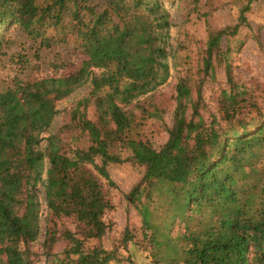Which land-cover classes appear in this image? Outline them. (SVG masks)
Masks as SVG:
<instances>
[{
  "label": "trees",
  "instance_id": "trees-1",
  "mask_svg": "<svg viewBox=\"0 0 264 264\" xmlns=\"http://www.w3.org/2000/svg\"><path fill=\"white\" fill-rule=\"evenodd\" d=\"M236 1L237 24L207 18L202 75L179 77L172 125L156 146L145 124L164 111L156 92L180 49L170 43L176 0H0V57L15 27L45 47L71 35L84 54L73 70L57 73L56 65V73L0 90V264H38L29 245L43 225L45 263L110 264L115 250L84 247L112 227L109 165L127 159L144 166L128 193L142 237L129 228L123 236L132 252L144 253L141 264H264V104L236 79L223 45L249 25L258 0ZM50 28L60 32L49 35ZM215 61L225 63L227 87L206 118L203 86ZM87 84L70 123L44 136L57 102ZM70 130L85 143L71 146ZM62 238L68 245L58 254Z\"/></svg>",
  "mask_w": 264,
  "mask_h": 264
},
{
  "label": "rangeland",
  "instance_id": "rangeland-1",
  "mask_svg": "<svg viewBox=\"0 0 264 264\" xmlns=\"http://www.w3.org/2000/svg\"><path fill=\"white\" fill-rule=\"evenodd\" d=\"M239 13V4L236 0H176V6L172 9V19L176 25L171 33L170 43L180 49L177 52L178 57L171 60L172 76L156 92L157 102L164 107V111L160 113V117L149 119L145 124V132L156 146L166 141L167 127L172 125L175 85L179 77L187 75L198 80L202 75L203 48L208 34L207 18L218 27H226L239 22ZM247 17L249 25H241L238 33L234 35L228 34L223 40V45L225 49L229 48V58L236 79L253 88L264 104V0L255 2ZM56 32L60 30L54 31L50 28L46 33L54 35ZM11 36L13 40L11 46L6 55L0 57V90L13 87L17 79L28 81L56 73L54 70L56 65L61 66L57 73L73 70L84 59L81 48L71 35H68L67 41L58 40L49 47L32 40L20 27L12 29ZM224 87H227L225 63L215 61L214 75H208L203 86L205 106L202 113L206 118H209L211 112L217 111L218 96ZM89 91L90 84H87L58 101L60 113L44 136L55 133L62 125L70 123L71 112ZM138 109L136 108V111ZM88 113L93 117V106H88ZM66 140L71 146L85 143V137L77 130H70ZM128 154L129 151L122 152L124 157ZM109 172L115 186L108 184L107 187L111 192L115 209L108 213L106 221L112 227L102 239L87 240L84 248L88 251L95 246H101L115 250L117 257L111 260L110 264H141L144 253L141 250L132 252L131 243H126L123 236L126 228H129L137 238L142 237L141 217L128 199V193L143 175L144 166L127 159L121 163L110 164ZM44 227L45 225L39 239L29 245L34 252L33 258L41 260L38 264H48L44 262L46 258L43 247ZM62 227L76 230L71 219H63ZM66 245L68 243L63 238L60 239L55 252L61 254ZM4 261L5 257L1 254L0 262Z\"/></svg>",
  "mask_w": 264,
  "mask_h": 264
}]
</instances>
